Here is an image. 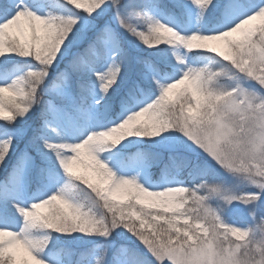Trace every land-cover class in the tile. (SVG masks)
Here are the masks:
<instances>
[{
	"label": "snow or ice",
	"instance_id": "6c2138e0",
	"mask_svg": "<svg viewBox=\"0 0 264 264\" xmlns=\"http://www.w3.org/2000/svg\"><path fill=\"white\" fill-rule=\"evenodd\" d=\"M0 264H264V0H0Z\"/></svg>",
	"mask_w": 264,
	"mask_h": 264
}]
</instances>
